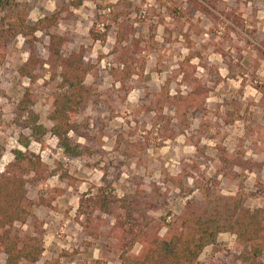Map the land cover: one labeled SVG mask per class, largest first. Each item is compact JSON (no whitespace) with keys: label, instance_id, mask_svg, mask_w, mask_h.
I'll return each mask as SVG.
<instances>
[{"label":"rangeland","instance_id":"rangeland-1","mask_svg":"<svg viewBox=\"0 0 264 264\" xmlns=\"http://www.w3.org/2000/svg\"><path fill=\"white\" fill-rule=\"evenodd\" d=\"M72 1L1 0L0 28L17 15L33 25L61 11L50 32L63 35L69 51L95 66L85 80L90 104L75 116L76 144L84 149L71 158L50 134L22 149L18 137L29 132L11 123L27 89L39 123L51 127L47 117L58 80L50 81L46 64L32 82L18 75L30 51L48 62L46 33L18 36L0 50V173L14 150L33 154L51 172L26 186L34 219L13 225L11 238L37 235L43 244L37 264H117L114 221L86 202L99 188L118 199L140 189L155 194L158 209L148 214L154 219L207 207V194L239 196L244 207L262 208L264 0H81L78 9ZM194 1L208 12L197 11ZM106 28L104 42L90 38V30ZM117 34L122 41L113 53ZM120 55L134 72L123 85L112 79ZM225 154L246 165L224 167ZM244 248L233 235L220 234L198 262L244 264ZM139 252L135 245L131 254Z\"/></svg>","mask_w":264,"mask_h":264},{"label":"trees","instance_id":"trees-1","mask_svg":"<svg viewBox=\"0 0 264 264\" xmlns=\"http://www.w3.org/2000/svg\"><path fill=\"white\" fill-rule=\"evenodd\" d=\"M81 0L70 2L73 9L81 6ZM2 2L0 0V6ZM208 7L215 9V3L207 2ZM194 8L202 13L206 7L194 1ZM61 17V11L28 25L24 16H15L0 28V50L4 51L8 42L18 36L33 38L36 33H46L48 37V62L39 60L30 51L27 61L18 69L21 78L36 80L37 70L48 65L50 81L58 80L57 89L52 96L48 121L51 127L47 130L39 123V116L33 111V97L25 89L22 98L13 108L12 126L29 132L28 136L19 135L18 145L27 150L31 143L42 144L44 137L50 134L57 141V147L66 157L81 156L84 149L76 144L80 124L75 119L80 109L90 104L92 89L85 84L95 66L85 63L83 53L67 49V40L63 35L51 33ZM175 17V16H174ZM103 33L89 31L93 41L104 42L107 36ZM122 39L116 35V47ZM127 56L118 57V68L112 71V79L119 85L134 75L127 66ZM12 162L0 173V257L3 264H37L43 253V244L36 236H27L23 241L11 238L12 226L24 225L32 215L33 202L27 198L26 186L46 180L49 172L37 157L27 151L11 152ZM225 166L244 167L242 159L233 160L225 154L220 157ZM207 207L185 211L182 215L154 219L148 214L158 209L157 196L146 190H136L131 194L116 198L104 188L96 190L86 202L89 209L101 215L111 216L116 233L117 264H200L198 259L203 250L215 246L220 234L233 235L245 246L241 255L244 264H262L264 253V206L250 210L244 207L239 196L219 197L207 194ZM165 230L164 236L160 232ZM38 235L40 231L37 230ZM135 245L140 252L134 256L131 251ZM52 264V263H45ZM58 264V263H53Z\"/></svg>","mask_w":264,"mask_h":264}]
</instances>
